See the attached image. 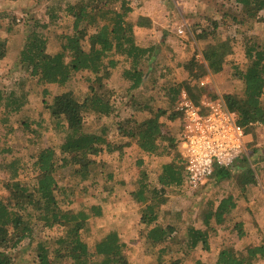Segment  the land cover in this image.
<instances>
[{
  "label": "rangeland",
  "instance_id": "1",
  "mask_svg": "<svg viewBox=\"0 0 264 264\" xmlns=\"http://www.w3.org/2000/svg\"><path fill=\"white\" fill-rule=\"evenodd\" d=\"M78 1L0 0V44L6 46V55L0 60V91L4 97L0 101V196L7 192L4 183L12 174L13 164L18 168L17 179L33 182L37 174L32 168L36 154L43 148H58L63 143L62 129L56 127L51 115L54 96L70 91L82 101L90 93L86 72L74 73L64 87L41 85L36 78L28 76V70L20 63V51L32 31L38 30L46 37L48 53L60 50L63 37L72 34V18L67 16L66 6ZM130 4L135 10L145 7L153 16L161 38L170 36V41L165 46L164 41L157 44L160 50L149 67L147 62L141 64L145 76L136 90L129 91L122 77L127 62L122 60L116 68L109 69L102 90L110 95L113 114L107 118H100L94 112L84 115L85 131L100 138L102 147L105 142H110L122 148L89 156L92 163L88 165L87 180H82L73 165L57 167L55 178L60 187L57 197L66 201L62 207L73 212H89L92 205L101 208V217L95 219L91 215L88 227L82 230L81 237L90 248L101 233L116 230L126 244L128 264H156L158 248L146 243L147 227L140 221L142 205L136 202L135 192L141 181L159 186L157 176L161 165L176 157V146L161 157L147 155L140 151L136 139L129 137L126 130L150 116L140 109L147 104L165 111L161 118L163 133L178 138L179 120L172 119L171 113L176 110L179 92L182 89L188 92L186 84L191 86L190 95L198 99L203 95L212 98H224L226 94L241 96L244 86L234 71L242 70L248 64L244 53L248 42L264 45V12L259 18L251 19L235 0H131ZM139 13L132 14L130 20L136 23L143 17ZM102 21L107 20L99 19V23ZM197 27L198 30L211 29V36L198 38ZM178 28L183 29V34L177 33ZM92 30L90 28L88 32ZM215 38L230 39L233 50L220 73L212 75L207 71L200 74L198 65L207 66L197 55ZM83 47L89 49L87 39L83 40ZM174 86H178V91L171 95L170 89ZM11 92V98L23 105L17 113L6 114L3 105ZM262 101L264 103V93ZM244 143V155L256 178V183L245 186V190L235 175L239 174L237 170H233L232 179L216 181L210 178L194 190L185 183L166 189L165 202L158 210V221L173 222L180 230L167 240L173 252L165 255L166 261L162 264L175 258H180V264H192L196 259L214 264L224 247H232L244 255L246 248L264 245V125L251 127L245 134ZM229 195L233 196L236 207L221 223L210 221L213 230L209 233V250L205 251L199 245L184 253L187 228L193 226L205 230L204 213ZM238 224H241L243 237L238 236ZM34 229V242L26 239L10 252V264H33L36 240L52 242L63 233L60 226L47 228L40 222L34 224ZM256 264H264V259H259Z\"/></svg>",
  "mask_w": 264,
  "mask_h": 264
},
{
  "label": "trees",
  "instance_id": "2",
  "mask_svg": "<svg viewBox=\"0 0 264 264\" xmlns=\"http://www.w3.org/2000/svg\"><path fill=\"white\" fill-rule=\"evenodd\" d=\"M131 0H79L76 4L66 6V14L72 18V34L63 37L60 50L54 54L46 51L47 39L38 30L32 31L20 51V63L28 70V76L37 79L41 85L57 84L64 87L74 73L86 72L85 79L89 81V95L82 101L77 100L70 91H63L54 96L51 104V115L56 127L63 135V143L54 148L52 146L41 149L32 162L33 170L37 174L33 182L17 179V170L13 164V171L4 187L7 192L0 196V264H10V252L26 239L34 242V224L42 223L44 227L60 226L63 233L55 237L52 242L36 240L35 258L33 264H56L66 262L71 264H128L125 253L126 244L121 240L116 230L101 233L94 245L90 246L82 239V230L88 227L90 216L100 218L101 208L90 206L89 212H73L62 207L66 202L57 197V181L55 171L57 167L73 165L82 180L89 179L88 165L92 163L89 156L101 152H111L122 148L105 142L102 147L100 138L89 134L84 128V115L94 112L100 118L110 117L114 107L110 103L108 91L102 90L103 80L109 69H114L123 60L128 66L123 70V80L128 84L129 91L138 89L144 81L145 74L141 64L147 62L148 67L156 57L155 45L144 47L136 42L135 27H150L147 18L140 17L134 23L130 19L132 13ZM249 18H259L264 12V0H235ZM99 19L107 20L99 23ZM216 26V23H215ZM93 30L88 32V29ZM196 30V29H195ZM198 30V27H197ZM211 29H199L196 33L200 39L211 36ZM87 39L89 49L83 47V40ZM6 47L0 44V60L6 55ZM233 48L230 39H213L202 49V57L207 67L198 65L201 73H220L228 60ZM245 58L248 61L244 69H235L234 75L243 84L241 96L226 94L224 100L230 111L237 116L238 124L246 132L256 124L264 125V45L248 42L245 46ZM206 68V69H205ZM198 74V75H200ZM179 86V85H178ZM171 87V95L178 91ZM188 94L191 86L186 84ZM1 90V89H0ZM12 92L7 96L3 105L4 113L13 114L20 111L22 103L15 101ZM174 97V96H173ZM172 97L173 100H175ZM195 103L197 97L190 95ZM0 91V101L3 99ZM5 102V101H4ZM13 104L14 106H11ZM148 112L149 117L141 122H135L133 127L126 130L129 137L136 139L140 151L147 155L164 156L177 146L178 139L168 137L163 133L161 118L165 111L154 109L147 104L140 108ZM116 116V115H115ZM171 117L181 118L176 110ZM60 121V122H58ZM120 127V126H119ZM246 155H242L230 167H216L212 180L224 181L234 177L233 170L241 182L242 190L247 185L256 183L251 173ZM239 182V183H240ZM158 187L150 186L141 181L135 192L136 202L142 205L141 223L145 224L146 243L157 250L156 264H162L165 255L172 253L173 248L167 243L179 226L173 222H159L158 210L165 202L163 196L166 189L178 187L185 183L183 161L176 154L169 162L161 165L157 176ZM186 184V183H185ZM246 186V187H245ZM236 207L232 195L221 198L216 207L210 208L203 215L205 230L190 226L187 228L184 240V253H188L199 245L203 250H209V233L213 230L210 221L221 223ZM239 237L244 233L241 224L237 226ZM52 244V245H49ZM186 251V252H185ZM171 259V257L169 258ZM264 259V245H253L246 248L245 254H238L232 247H224L218 252L214 264H256ZM168 261V260H167ZM180 258L170 260L168 264H180ZM192 264H205L196 259Z\"/></svg>",
  "mask_w": 264,
  "mask_h": 264
},
{
  "label": "built area",
  "instance_id": "3",
  "mask_svg": "<svg viewBox=\"0 0 264 264\" xmlns=\"http://www.w3.org/2000/svg\"><path fill=\"white\" fill-rule=\"evenodd\" d=\"M177 33L183 34V29ZM197 57L203 60L201 53ZM176 111L181 115L176 152L183 161L185 183L194 190L213 176L216 167H230L244 155L245 131L221 96L203 95L195 103L182 89Z\"/></svg>",
  "mask_w": 264,
  "mask_h": 264
},
{
  "label": "crops",
  "instance_id": "4",
  "mask_svg": "<svg viewBox=\"0 0 264 264\" xmlns=\"http://www.w3.org/2000/svg\"><path fill=\"white\" fill-rule=\"evenodd\" d=\"M132 6V4H131ZM132 14L136 13L138 11L141 10V13H139L138 15H142L143 17H146L147 19H149L150 21V27H135V36H136V42L144 47H151L153 45H155V51L154 53L158 52V50H160V48L157 46V44H160L162 41H164V46L166 45V43H168L170 41V36H167L165 38H161V34H159L158 29L156 28L155 24L153 21L154 18L153 16H151L150 14L147 13L145 7H142L140 9H136L132 6ZM130 15V17H131Z\"/></svg>",
  "mask_w": 264,
  "mask_h": 264
}]
</instances>
